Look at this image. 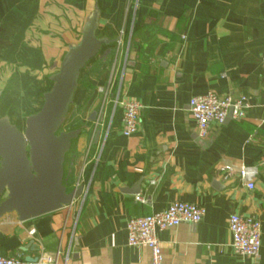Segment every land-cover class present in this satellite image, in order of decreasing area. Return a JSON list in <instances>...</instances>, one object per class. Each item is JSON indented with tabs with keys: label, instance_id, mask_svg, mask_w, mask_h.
Wrapping results in <instances>:
<instances>
[{
	"label": "crops",
	"instance_id": "crops-1",
	"mask_svg": "<svg viewBox=\"0 0 264 264\" xmlns=\"http://www.w3.org/2000/svg\"><path fill=\"white\" fill-rule=\"evenodd\" d=\"M95 11L97 36L111 41L100 55L111 53L82 75L92 90L75 92L80 130L65 160L70 189L94 164L90 187L82 201L43 216L0 217V254L31 264L49 256L42 264H150L147 247L128 244L129 219L182 201L206 213L158 233L164 264H264V0H0V119L25 129ZM149 11L156 22L145 20ZM210 91L251 107L201 138L190 101ZM125 100L143 105L131 136L122 133ZM244 165L258 170L253 189L240 179ZM233 214L260 221L258 257L234 252Z\"/></svg>",
	"mask_w": 264,
	"mask_h": 264
},
{
	"label": "water",
	"instance_id": "water-1",
	"mask_svg": "<svg viewBox=\"0 0 264 264\" xmlns=\"http://www.w3.org/2000/svg\"><path fill=\"white\" fill-rule=\"evenodd\" d=\"M98 11L84 26L81 40L69 48L58 71L52 75L53 86L44 95L41 109L26 119L20 130L7 118L0 119V217L15 213L20 221L31 220L70 206L84 194V184L73 189L65 185V160L79 130L62 131L61 127L73 103L81 72L101 54L111 41L99 38ZM97 111L91 114L95 121ZM230 116V115H229ZM230 118V117H229ZM100 131L96 133V142ZM124 192L137 194L140 185ZM32 243L30 247L36 248ZM40 257L27 261L37 263Z\"/></svg>",
	"mask_w": 264,
	"mask_h": 264
},
{
	"label": "built area",
	"instance_id": "built-area-1",
	"mask_svg": "<svg viewBox=\"0 0 264 264\" xmlns=\"http://www.w3.org/2000/svg\"><path fill=\"white\" fill-rule=\"evenodd\" d=\"M264 65V53L262 56ZM116 104L118 99H116ZM123 109V135L131 136L136 134L140 128V114L143 109L141 102L137 100L121 101ZM251 107L246 97L234 98L230 95L220 96L210 91L203 95L194 96L190 101V111L197 125L199 137L206 138L209 134L211 124H223L231 117L235 121L243 119L247 110ZM230 115V116H229ZM100 120L95 122V129L100 126ZM223 171H230L225 168ZM258 170L255 167L242 166L239 169L240 179L247 182L249 189L254 188V179ZM84 184V196L90 187V181H78L77 186ZM79 197L77 200L82 201ZM137 200L145 203L142 196ZM204 207L177 201L167 209L150 215L137 216L129 219L127 223L128 244L147 247L151 252L150 264H164V254L161 248L158 233L163 230L177 227L183 223H199L205 216ZM229 227L232 233V247L236 254L250 257H258L261 248V223L259 220L244 217L239 214L231 215ZM52 257H44L37 264L51 263ZM0 264H31L17 257H6L0 254Z\"/></svg>",
	"mask_w": 264,
	"mask_h": 264
},
{
	"label": "trees",
	"instance_id": "trees-1",
	"mask_svg": "<svg viewBox=\"0 0 264 264\" xmlns=\"http://www.w3.org/2000/svg\"><path fill=\"white\" fill-rule=\"evenodd\" d=\"M146 19H149V20H151V22H156L157 21V19H158V14L156 13V12H154V11H149V13H148V15L146 16V18H145V20ZM132 44V43H131ZM131 47H132V45H131ZM148 52V51H147ZM92 61V60H91ZM90 61V62H91ZM89 62V63H90ZM89 63H88V65H89ZM88 65H87V67H88ZM87 67L85 68V69H87ZM85 69H83L82 70V72H81V76H80V78H79V86H85V87H88L89 88V90H92V86L89 84V83H87V82H85L84 81V78L82 77V75H83V73H84V70ZM71 108V107H70ZM71 110V109H70ZM61 130L62 131H72V130H80L79 129V124H77V123H72V122H66V121H64V123H63V125H62V127H61ZM94 164L93 163H91V164H89L88 166H87V168L85 169V180H88L89 179V177L91 176V174L93 173V171H94ZM97 169V168H96ZM65 185H67L68 186V188L70 189V185H69V181L67 180V178L65 177Z\"/></svg>",
	"mask_w": 264,
	"mask_h": 264
},
{
	"label": "rangeland",
	"instance_id": "rangeland-1",
	"mask_svg": "<svg viewBox=\"0 0 264 264\" xmlns=\"http://www.w3.org/2000/svg\"><path fill=\"white\" fill-rule=\"evenodd\" d=\"M84 71H86V69ZM70 109H69L68 114L66 115L65 121L76 123V121L78 120L77 114H75V112H73L74 108H73V110H72V107Z\"/></svg>",
	"mask_w": 264,
	"mask_h": 264
}]
</instances>
